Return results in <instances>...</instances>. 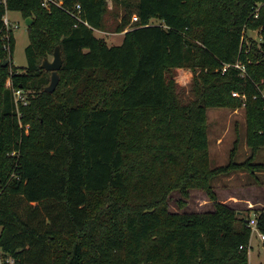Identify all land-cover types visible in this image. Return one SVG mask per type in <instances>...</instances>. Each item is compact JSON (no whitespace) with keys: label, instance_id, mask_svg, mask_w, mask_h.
I'll use <instances>...</instances> for the list:
<instances>
[{"label":"trees","instance_id":"obj_1","mask_svg":"<svg viewBox=\"0 0 264 264\" xmlns=\"http://www.w3.org/2000/svg\"><path fill=\"white\" fill-rule=\"evenodd\" d=\"M57 1L0 0L2 264H250L248 218L212 179L264 170V0H114V25L108 0ZM8 10L34 18L22 69ZM96 29L126 32L110 45ZM57 45L64 63L49 92L41 63ZM182 67L194 74L189 102ZM14 87L29 91L19 111ZM234 90L247 96L251 154L211 167L207 109L242 107ZM190 188L215 208L171 212L169 194ZM258 220L264 232V208Z\"/></svg>","mask_w":264,"mask_h":264},{"label":"rangeland","instance_id":"obj_2","mask_svg":"<svg viewBox=\"0 0 264 264\" xmlns=\"http://www.w3.org/2000/svg\"><path fill=\"white\" fill-rule=\"evenodd\" d=\"M108 1L107 20L114 25L117 21L115 12L122 13L123 7L117 8L114 0ZM8 14L16 38L12 61L22 69L28 65L26 54V47L30 43L28 24L21 11L8 10ZM154 21L158 22L159 20ZM130 27L128 25L127 29ZM95 33L99 37H104L110 45L120 44L124 39V34L111 30L96 29ZM249 33L257 39L261 38L258 30H250ZM49 58L53 59V54L49 55ZM193 75L191 68L177 69L176 79L184 102H189L196 95L193 90ZM207 114L211 167L226 165L231 161V158L238 162L246 160L251 154V148L247 143V118L244 106L237 108L208 107ZM235 147V152H233ZM256 162H264V147L258 152ZM212 184L218 198L237 209L239 216L249 218L254 214H260L264 208V170L258 171L256 174L245 169L233 170L215 176L212 179ZM168 206L171 212L180 213L204 212L215 208L213 200L202 188H190L188 194L180 189L173 190L168 196ZM1 230L0 226V233ZM249 263L264 264V243L257 234L251 237ZM0 264H2L1 257Z\"/></svg>","mask_w":264,"mask_h":264},{"label":"built area","instance_id":"obj_3","mask_svg":"<svg viewBox=\"0 0 264 264\" xmlns=\"http://www.w3.org/2000/svg\"><path fill=\"white\" fill-rule=\"evenodd\" d=\"M52 2L53 3H59L57 0H43V5L49 6L50 3H52ZM80 7H81V5L77 4V8H80ZM137 19H138V17L135 15L133 17V20L135 21ZM4 22H5V25L8 29L14 30V28L11 25V20H10L8 11L6 12V14L4 16ZM235 66L240 67L243 69V71H245V66H242L240 63H236ZM228 67H229V65H225L223 68V71H226ZM28 93H29V91H27L26 89H24L22 87H14L13 88L14 101H15V104H16L18 111H19L20 105L28 104V102H29ZM232 94L236 97H241L244 100L243 106H245L246 98H247L245 93H241L239 91L234 90L232 92ZM263 94H264V92H263ZM21 125H22V122H21ZM248 226L251 228V231H252L251 237H253L255 234H257L260 237L261 241L264 243V232L259 227L258 215L254 214L248 218ZM241 247H243V245H241ZM0 257H1V252H0ZM1 261H2V258H1ZM7 262H9L10 264H15V260L12 257H9L7 259Z\"/></svg>","mask_w":264,"mask_h":264},{"label":"water","instance_id":"obj_4","mask_svg":"<svg viewBox=\"0 0 264 264\" xmlns=\"http://www.w3.org/2000/svg\"><path fill=\"white\" fill-rule=\"evenodd\" d=\"M26 22L29 26L34 22V18L29 16L26 18ZM8 62L9 58H6L4 61V65H7ZM63 63L64 58L61 45L56 46L53 52V59L49 58V56L44 57L41 63V67L51 72V80L50 83L46 85L45 90L53 92L57 88L60 81L59 70L62 67Z\"/></svg>","mask_w":264,"mask_h":264},{"label":"crops","instance_id":"obj_5","mask_svg":"<svg viewBox=\"0 0 264 264\" xmlns=\"http://www.w3.org/2000/svg\"><path fill=\"white\" fill-rule=\"evenodd\" d=\"M125 32H126V30H125V31H123V32H120V33L125 35Z\"/></svg>","mask_w":264,"mask_h":264}]
</instances>
